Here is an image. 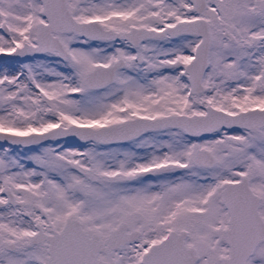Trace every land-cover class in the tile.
Returning <instances> with one entry per match:
<instances>
[{"label": "snow or ice", "instance_id": "obj_1", "mask_svg": "<svg viewBox=\"0 0 264 264\" xmlns=\"http://www.w3.org/2000/svg\"><path fill=\"white\" fill-rule=\"evenodd\" d=\"M0 264H264V0H0Z\"/></svg>", "mask_w": 264, "mask_h": 264}]
</instances>
